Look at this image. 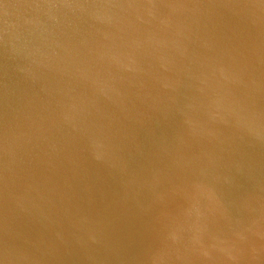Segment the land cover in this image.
<instances>
[{
	"label": "water",
	"instance_id": "water-1",
	"mask_svg": "<svg viewBox=\"0 0 264 264\" xmlns=\"http://www.w3.org/2000/svg\"><path fill=\"white\" fill-rule=\"evenodd\" d=\"M0 264H264V0H0Z\"/></svg>",
	"mask_w": 264,
	"mask_h": 264
}]
</instances>
